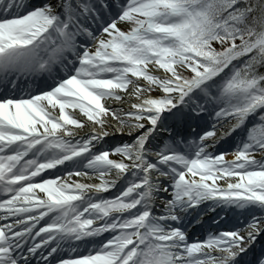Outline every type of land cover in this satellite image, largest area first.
<instances>
[{
    "label": "snow or ice",
    "instance_id": "snow-or-ice-1",
    "mask_svg": "<svg viewBox=\"0 0 264 264\" xmlns=\"http://www.w3.org/2000/svg\"><path fill=\"white\" fill-rule=\"evenodd\" d=\"M0 264H264V0H0Z\"/></svg>",
    "mask_w": 264,
    "mask_h": 264
}]
</instances>
